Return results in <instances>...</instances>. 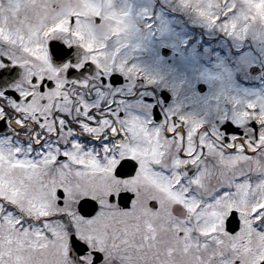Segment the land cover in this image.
<instances>
[{
  "label": "snow or ice",
  "instance_id": "1",
  "mask_svg": "<svg viewBox=\"0 0 264 264\" xmlns=\"http://www.w3.org/2000/svg\"><path fill=\"white\" fill-rule=\"evenodd\" d=\"M176 7L264 41V0ZM148 15L0 0V264H264V94L206 69L219 90L177 100L132 59Z\"/></svg>",
  "mask_w": 264,
  "mask_h": 264
},
{
  "label": "rangeland",
  "instance_id": "2",
  "mask_svg": "<svg viewBox=\"0 0 264 264\" xmlns=\"http://www.w3.org/2000/svg\"><path fill=\"white\" fill-rule=\"evenodd\" d=\"M142 2L137 12L147 9L150 15L137 18L143 33V47L134 50L132 59L159 68L165 74L167 84L178 85L177 100L187 98L189 94L207 97L219 90L221 81L208 80L204 75L206 69L220 72L229 91L264 94V41L254 40V33L250 32L243 42L237 41L215 28L206 27L191 12H182L176 7V0L167 4L169 10L158 6L155 14L150 10V0ZM255 12L259 14L261 9L257 8ZM145 23L153 25L151 32H144ZM161 48L171 49V54L162 56ZM244 53L247 55H242ZM250 68L259 69L255 77L249 75ZM198 84H203L205 90L199 92ZM158 90L166 91L170 95L169 101H173L170 87Z\"/></svg>",
  "mask_w": 264,
  "mask_h": 264
},
{
  "label": "flooded vegetation",
  "instance_id": "3",
  "mask_svg": "<svg viewBox=\"0 0 264 264\" xmlns=\"http://www.w3.org/2000/svg\"><path fill=\"white\" fill-rule=\"evenodd\" d=\"M143 0H123L124 3L130 5L132 7V10L134 13L137 12V10L140 7V4ZM165 2V3H164ZM170 2V0H150V6H151V11L155 14L156 9L158 6H162L163 8H167V4ZM161 91V90H159Z\"/></svg>",
  "mask_w": 264,
  "mask_h": 264
},
{
  "label": "water",
  "instance_id": "4",
  "mask_svg": "<svg viewBox=\"0 0 264 264\" xmlns=\"http://www.w3.org/2000/svg\"><path fill=\"white\" fill-rule=\"evenodd\" d=\"M168 54H169V51L164 50V49L162 50V55L166 56V55H168ZM250 73H251L252 75H256L257 70H256V69H251V70H250ZM204 89H205L204 86L201 85V84L197 86V90L200 91V92H202ZM84 211H87V208H85Z\"/></svg>",
  "mask_w": 264,
  "mask_h": 264
}]
</instances>
